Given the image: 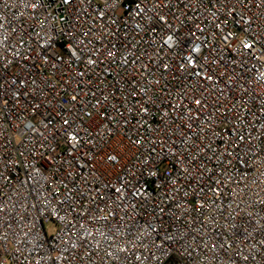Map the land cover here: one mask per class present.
<instances>
[{
	"label": "built area",
	"instance_id": "2783aa9c",
	"mask_svg": "<svg viewBox=\"0 0 264 264\" xmlns=\"http://www.w3.org/2000/svg\"><path fill=\"white\" fill-rule=\"evenodd\" d=\"M0 264H264V0H0Z\"/></svg>",
	"mask_w": 264,
	"mask_h": 264
}]
</instances>
